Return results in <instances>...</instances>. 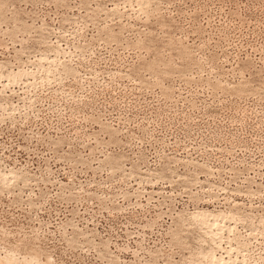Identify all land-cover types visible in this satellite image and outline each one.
Wrapping results in <instances>:
<instances>
[{
    "label": "rangeland",
    "instance_id": "1",
    "mask_svg": "<svg viewBox=\"0 0 264 264\" xmlns=\"http://www.w3.org/2000/svg\"><path fill=\"white\" fill-rule=\"evenodd\" d=\"M215 258L264 264V0H0V263Z\"/></svg>",
    "mask_w": 264,
    "mask_h": 264
},
{
    "label": "bare ground",
    "instance_id": "2",
    "mask_svg": "<svg viewBox=\"0 0 264 264\" xmlns=\"http://www.w3.org/2000/svg\"><path fill=\"white\" fill-rule=\"evenodd\" d=\"M198 216H199V215L197 214V218H199ZM201 216H202V215H201ZM192 217H193V216H192ZM203 217H204V216H203ZM212 217H213V216H212ZM212 217H211V218H212ZM197 218H196V219H197ZM204 218H205V217H204ZM206 218H208V217H206ZM206 218H205V219H206ZM194 219H195V217H194ZM203 220H204V219H203ZM207 220H208V219H207ZM207 220H206V221H207ZM199 221H200V220H199ZM204 221H205V220H204ZM206 221H205V222H206ZM213 221H216V220H213ZM197 222H198V221H197ZM202 222H203V221H202ZM202 222H201V223H202ZM207 223H208V222H207ZM202 224H203V223H202ZM202 224H201V225H202ZM213 224H214V225L216 224L215 226L213 225V227H216L218 223H213ZM204 225H206V224H204ZM209 225H210V224H209ZM207 226H208V225H207ZM210 226H212V225H210ZM209 228H210V227H209ZM216 228H217V227H216ZM210 230H211V229H210ZM209 235H210V234H209ZM212 236H213V235H212ZM215 237H216V236H215ZM213 242H214V241H213ZM213 253H214V252H213ZM208 254H209V253H208ZM209 255L212 256V250H211V254H209ZM207 256H208V255H207ZM6 257H7V256H6ZM203 258L205 259V257H203ZM208 258H209V257H208ZM213 258H214V257H213ZM218 258H220V257H218ZM11 259H12V258H11ZM11 259H10V260H11ZM206 259H207V258H206ZM211 259H212V258H211ZM220 259H221V258H220ZM222 259H223V258H222ZM33 260H35V259H33ZM33 260H32V261H33ZM208 260H209V259H208ZM217 260H218V259H216V258H215V260H214V261H216V264H217ZM1 261L3 262V260H1ZM4 261H5V260H4ZM8 261H9V260H8ZM48 261H49V260H48ZM205 261H206V260H205ZM224 261H225V260H224ZM5 262H6V261H5ZM12 262H13V261H12ZM33 262H34V261H33ZM211 262H212V260H211ZM221 262H222V261H220V263H221ZM7 263L10 264V262H7ZM19 263H20V262H19ZM220 263H219V264H220ZM0 264H2V263H0ZM14 264H15V262H14ZM23 264H24V263H23ZM25 264H26V263H25ZM33 264H35V263H33ZM36 264H37V263H36ZM207 264H209V263H207ZM212 264H213V263H212ZM214 264H215V263H214ZM223 264H224V263H223ZM228 264H229V263H228Z\"/></svg>",
    "mask_w": 264,
    "mask_h": 264
}]
</instances>
